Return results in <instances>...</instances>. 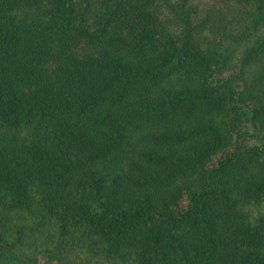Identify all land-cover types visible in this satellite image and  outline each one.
Masks as SVG:
<instances>
[{"label": "trees", "instance_id": "trees-1", "mask_svg": "<svg viewBox=\"0 0 264 264\" xmlns=\"http://www.w3.org/2000/svg\"><path fill=\"white\" fill-rule=\"evenodd\" d=\"M0 264H264V0H0Z\"/></svg>", "mask_w": 264, "mask_h": 264}]
</instances>
